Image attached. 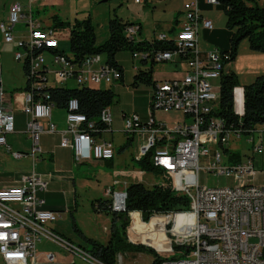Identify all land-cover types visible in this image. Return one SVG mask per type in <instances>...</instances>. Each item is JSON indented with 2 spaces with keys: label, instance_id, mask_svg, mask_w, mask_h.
<instances>
[{
  "label": "built area",
  "instance_id": "2783aa9c",
  "mask_svg": "<svg viewBox=\"0 0 264 264\" xmlns=\"http://www.w3.org/2000/svg\"><path fill=\"white\" fill-rule=\"evenodd\" d=\"M205 1L220 6L218 0ZM135 2L141 4L143 0ZM199 3L200 0H193L184 4L185 21L171 38L172 50L132 53L133 60H178L186 69L180 77L153 83L148 118L144 120L136 112L124 113V132L141 142L135 159L154 150L155 165L168 176L161 184L190 199V209L183 214L191 215L193 220L180 224L179 233L170 231L175 236L173 240L168 238V252L177 251L174 245H178L182 247L181 256L185 257L166 259L159 255L163 259L161 264H264V185L257 183L264 168L259 167L256 159L257 155H264V123L244 133L234 130L224 118L215 115L220 101V81L230 63L224 62L222 50L200 51V28L212 30L214 23L202 14ZM32 8L31 3L26 6L16 2L10 6L6 20L0 22L4 40L16 44L14 57L26 68L23 112L28 116L26 132L32 149L25 154L14 152L8 145L7 135L15 131V115L2 87L1 72L0 145H5L17 159L31 156L37 161L43 152L41 136L58 132L53 121L55 103L49 90L64 87L70 80L78 87L111 85L123 79L124 71L121 66L108 63L101 54L77 59L72 53L61 50L60 41L65 40L66 30L43 27L34 18ZM21 22L26 24L27 31L17 38L14 28ZM141 30L142 24L132 23L125 33L132 40H147ZM156 39L166 40L168 36L161 33ZM133 68L136 72L141 69L136 63ZM157 112H177L183 117L162 119L157 117ZM42 120L47 125H43ZM66 123L60 146L72 148L76 163L114 158L113 142L93 135V132L102 133L111 128V107L103 109L97 121L91 120L81 112L79 100L71 98L66 105ZM101 125L108 129H101ZM243 141L252 153L246 159L235 161L230 145H241ZM202 172L228 177L234 183L215 187L204 185L200 179ZM116 185L120 189L114 187ZM128 186L125 180L115 178L113 186L105 190L112 211H127ZM48 187V178L33 169L14 185L0 189V261L3 264H40L37 245L46 240L59 245L67 255L79 258L84 264H109L89 248L74 244L51 228L50 225L59 219V213L45 208L40 193L47 192ZM132 212H129L130 219ZM128 237L135 243L130 230ZM43 258L46 264H57L59 260L51 251L44 252ZM124 261V256L118 253L114 264H126Z\"/></svg>",
  "mask_w": 264,
  "mask_h": 264
},
{
  "label": "rangeland",
  "instance_id": "374dc122",
  "mask_svg": "<svg viewBox=\"0 0 264 264\" xmlns=\"http://www.w3.org/2000/svg\"><path fill=\"white\" fill-rule=\"evenodd\" d=\"M45 1L49 0H0V6L4 3L8 6L12 2H21L26 6L31 3L33 5L32 10L34 18L39 20L43 26H46V28L50 26L53 27L56 26L58 21H62L64 22V26H62L61 29L63 31L66 30V32L70 31L72 24H74L76 20H83L84 18L86 19L91 17L92 24L95 28L96 44L101 45L109 38V24L114 17H117L125 22H141L144 26L142 34L146 38L155 39L162 32L169 35L170 32L168 28L173 25L174 20H172V14L176 11V14L180 16L181 14L179 11L182 9V6L186 0H143L141 4L136 3L135 0H64L62 5H48L47 7H44L43 5L46 3ZM258 1L260 4L264 3V0ZM210 6L211 8L209 15L215 26L223 29V34L227 39H230L232 36V30H230L226 25L227 17L224 10L219 6ZM205 46L207 48L214 47V43L208 38H203L201 40V44H199V49H201L200 51L203 52ZM60 48L67 54H70L71 51L69 38H65V40L60 41ZM249 49L248 40H244L240 44L238 51L243 52L244 50L247 51ZM101 55L103 59L107 58L105 53H101ZM116 57L118 62L125 67L126 77L124 85L114 84L112 86L116 93V101L114 105L111 106L113 115L115 116L116 113H122V111L133 113L135 111L137 112L138 109L141 110L144 108L145 100L143 97L147 96V93L143 92L142 90L149 89V86L145 83H140L137 85V87L132 85L135 73L133 62H136V65L142 69L148 68V66L144 64L140 58L135 59L136 61H133L132 52L130 51L119 52ZM154 66L155 71H158L161 68L158 63ZM250 67L257 66H252L250 64L248 69H250ZM2 68L4 86L8 93L15 92L18 90V88L23 86L25 79L22 64L18 61L15 62L12 54H8V59L4 62ZM261 70L264 71L263 68H261ZM260 75H264V73H261ZM257 76L258 74L250 72L244 77L242 76L241 80L239 77L240 85L241 82L243 84L246 83V85L253 83ZM54 84L56 85L55 82ZM218 84L219 82L216 81L215 85L218 86ZM66 87L75 88L77 87V84L74 81H69ZM60 114L65 115L64 109L56 108L54 111V116H58ZM171 114L172 113L168 114L157 112L156 115L162 119L177 118V116ZM61 122L62 125L60 127H65L66 125L64 118L61 119ZM42 124L47 125L45 120H42ZM111 134H118V136H114V140L112 141L116 149V154L114 156L116 164L114 168L110 165H103L100 162L96 163L97 161L95 159H92V162H87L83 165L76 164L74 168V172L77 175L76 189L79 208V213L76 211L74 213H78L77 224L79 229L83 232V235L75 231L71 216L63 215V217L59 218L57 222L55 221L50 225L51 228H54V224H58L59 231H61L66 239L68 238V240L72 241L74 244L81 245L85 248H89L91 246L87 241L89 238L97 239L99 237L97 235H100L102 238L99 240L102 242L108 237V232L104 230V227L107 226L108 229L112 227V216L105 212L97 213L94 211L92 203L98 199H103L102 192L107 186H113L115 178L127 180L129 183L142 182L147 186L164 183L168 178V176L162 171L145 173L138 168L135 157L140 149L141 142L139 139L134 138L128 142V138L125 133L115 130L113 133L111 131L106 133L105 138L109 141H111ZM21 140L22 141L20 144H18V146L22 145L25 147V149H28L30 147V143L24 137ZM16 147L17 145L13 146L15 149ZM230 149L232 153L240 154L241 160L246 159L252 153L250 146L244 141L241 142V145H236L234 143L231 144ZM1 150L2 149H0V151ZM2 154H4L3 151ZM2 157L0 155V170L4 168L17 172L19 171L17 168L19 164H21V162H25L18 159H14V161H7L5 160V155ZM235 159H237L236 156L233 157V160ZM256 159L259 163V167L264 168V155H257ZM80 168H82L80 170L81 173L79 172ZM128 170L132 172L130 175L127 174ZM129 176L130 178L128 179ZM200 179L202 184L211 187L225 186L234 183V181L228 177L218 176L213 173L208 174L202 172ZM108 180L110 181L107 182ZM257 183H264V174H260L258 176ZM104 185H106V187H104ZM114 187L120 189L119 185ZM104 198H106V200L108 199L105 195ZM176 214L181 223L186 221L187 216L185 214ZM131 219L132 222L128 230L131 231V238L132 240L136 241L135 244H143L139 243L140 241L153 242L158 246L159 253L153 247L146 244L144 245L153 248L159 255L166 259L185 257L181 256L183 253L181 250L168 252L170 250L169 239L172 238L173 240V238H175V236H172L170 233V231H173L175 226L173 221L167 224V231L169 232L167 235L165 225L155 226L138 222L140 221L138 218V213H131ZM179 228L180 225L177 227L176 233L181 232ZM138 234H140V236H138ZM37 251L54 252L59 259L65 258L67 255V252L62 247L46 240L43 243L37 245ZM121 254L124 256V262L126 264H152L153 260L155 259L153 254L147 252H121ZM68 259L69 261L74 262V264H84L77 257L69 256ZM0 264L3 263L0 261Z\"/></svg>",
  "mask_w": 264,
  "mask_h": 264
},
{
  "label": "trees",
  "instance_id": "16d2710c",
  "mask_svg": "<svg viewBox=\"0 0 264 264\" xmlns=\"http://www.w3.org/2000/svg\"><path fill=\"white\" fill-rule=\"evenodd\" d=\"M220 6L227 17L226 25L232 30L230 38V48L222 50V57L226 64L236 60L240 44L248 40L249 48L255 52H264V3L258 0H218ZM132 22H125L114 17L109 24V38L101 45L96 44L95 28L91 17L83 20H76L72 24L66 38L70 40V53L77 59H83L91 54H106V61L115 66H121L117 60V54L122 51H144V50H169L173 49L172 41L141 40L130 39L125 30ZM64 22L58 21L55 28H62ZM148 66L140 69L134 76L133 86L139 82L151 84L156 62L142 61ZM122 67V66H121ZM26 70V68H25ZM220 101L215 115L222 117L233 126L234 130H241L244 133L251 132L256 125L264 123V75H260L256 80L244 86L245 112L242 116L235 112L234 90L240 86L239 75L235 71L224 72L220 81ZM52 101L59 108H65L71 98H77L80 102V110L91 120H98L103 109L111 107L116 101V93L112 88H91V87H55L49 90ZM101 129L108 127L101 125ZM101 132H93L99 136ZM128 136L129 140L134 139ZM126 145V144H125ZM154 150H150L145 156L136 160V164L141 171L161 172L162 169L155 165L153 160ZM241 160L240 154H234ZM114 159V158H113ZM110 159L109 161H112ZM163 172V171H162ZM127 211L117 213L112 211L109 200L98 199L92 203L95 211L105 212L112 216L111 236L107 243L96 239H87L91 245L89 250L99 258L109 264H114L116 255L121 252H147L155 256L152 264H161L163 259L154 250L159 252L158 246L153 242L140 241L135 244L128 237V228L131 224L129 212L138 213V218L145 224L165 225L174 222V232L181 221L175 213H183L190 209V199L187 195L177 193L170 186L154 184L147 186L142 182H134L127 187ZM139 211V212H138ZM142 216H141V213ZM143 218V220H142ZM118 220V223L116 221ZM76 232L83 235L78 224L73 221ZM136 242L135 240H133ZM151 247H148L146 245ZM175 250L182 249L181 246L174 245ZM170 249V244H169Z\"/></svg>",
  "mask_w": 264,
  "mask_h": 264
},
{
  "label": "crops",
  "instance_id": "0c3cea01",
  "mask_svg": "<svg viewBox=\"0 0 264 264\" xmlns=\"http://www.w3.org/2000/svg\"><path fill=\"white\" fill-rule=\"evenodd\" d=\"M170 1H172V0H170ZM191 1H193V0H186L184 2V4L189 3ZM45 2L46 3L43 5L44 7H47L48 5L49 6H54V5L57 6V5H62L64 0H49V1H45ZM14 3H16V2H12L8 6L5 3L0 6V22L6 20L8 13H9V8ZM199 5L201 8L202 14L205 17H208L211 19L210 15H209L211 6L205 0H200ZM183 6H182V9L179 11L181 14L180 16H178L176 14V11H175V13L173 12V14H172V20L173 19L174 20H173V25H171L168 28L170 34L169 35L167 34V36L169 38H173V36L180 30L183 22L185 21V12H184ZM134 23L142 24L141 22H134ZM40 24L42 25L41 22H40ZM175 25H176V27H175ZM43 27H46V26H43ZM143 28H144V26L142 24L141 33L143 32ZM26 31H27L26 30V24L22 23V22L17 24L14 28V33H15V36L17 38H20L23 35H26ZM223 31H224L223 29L216 27L215 24H214V28L212 30L200 28L199 36H198L199 37V44H201V40L203 38H208L209 40H211L214 43V47H210V48L208 47L207 48L205 46V49H203V52H206L204 50H215V49L227 50L230 48V39L226 38V36L223 34ZM162 33H164V32H162ZM164 34H166V33H164ZM145 39L153 40V39L146 38V37H145ZM15 51H16V44L15 43H7L4 40V35L0 30V72H1V77H2V70H3L2 67H3L4 62L8 59V54L13 55V59L15 62L18 61L14 57ZM248 60L252 66H257V67H250V69H248V67L250 65ZM18 62L22 64L24 79H25V83L23 84L22 87L18 88V90L15 92L8 93L5 86H4V81H3V77H2V87L5 91L6 99H7L8 103L11 104V106H12L11 109L13 110V113L15 115V131L13 133H10L7 135V142H8V145L11 146V148L14 152H23V153L27 154L32 149L31 139L29 138V136L26 132L28 116L23 112V108L26 105L25 97H26V89H27V77H26L25 65L20 61H18ZM135 63L136 62H133V66ZM158 65H160L161 68H160V70L155 71V66H154L152 83L147 84L149 86V89H143L142 90L143 92L147 93V96L143 97V99L145 100L144 108H142L141 110L138 109L139 112L135 111L144 120H146L148 118L147 107L149 105V96H150V93L152 90L153 83L155 81H165V80L180 77L186 69V65L184 63L179 62L178 60L177 61H171V62L158 63ZM121 66H122L123 71H124L123 79L121 81L115 82L114 83L115 85L116 84H119V85L123 84L124 85V82H125V77H126L125 76V67L122 64H121ZM261 68L264 69V53L255 52V51H252L251 49H249L247 51L244 50L243 52L238 51V55H237L236 60L226 66V71H230V70L235 71L239 75L240 80H241L242 76L244 77L247 73H250V72L254 73V74H258V76H260L261 73H264V71H262ZM136 73L137 72L135 71L134 76ZM70 81H74V80H70ZM133 82H134V79H133ZM68 83H67V85H68ZM140 83H143V82H139L137 85H139ZM114 84H111V85L103 84L99 88H112L113 89L112 86ZM245 85H246V83L243 84L241 82V85L237 86L234 90L235 112L240 116H242L245 112V102H244V86ZM56 108L57 109H64L65 115L60 114L58 116L55 115L56 116L55 117L54 111ZM111 112H112V109H111ZM124 113H127V112L122 111V113H116V116H115V115H113V112H112L113 123L111 125V128L105 132H102L98 137L102 138L103 140L109 141L108 139L105 138L106 133H108L110 131L113 133L115 130H118L122 133H125L124 132V122H123V114ZM171 115L180 117L176 113H172ZM62 118L65 119V125L67 126V123H66V107L65 108H59L55 104V108L53 110V121L55 122V120H56V122L59 124L58 125L55 122L57 129H58V132H55L53 134L44 133L41 136V146H42L43 152L37 161L33 160L31 156H27V157H23L21 159H18L20 161H25V162H21V164H19V166L17 167L19 171L15 172V171H12L11 169H4V168L2 170H0V189L3 187L14 185L15 183H17L19 181V179L21 178L22 175L29 173L33 169H36L39 173H41L42 175L47 177L49 180L48 191L44 192V193H40L41 197L45 200V208L52 210V211H55V212H58L59 218L63 217V215L71 216L72 221H75L77 223L79 208H78V197H77V189H76V187H77L76 176L77 175L74 172V168H75L76 164L77 165H83L87 162H92L93 160H88V161H85L83 163L78 164L74 160L72 148H64V147L60 146L61 134H62L61 132L63 130H65V128H66V126L60 127L62 125V122H61ZM114 136H118V134H111V139H110L111 141L114 140ZM23 137L30 143V145H29L30 147L28 149H25V147H23L22 145H21L22 147L18 146V144L21 143V141H22L21 139H23ZM127 138H128V136H127ZM14 145L15 146L17 145L16 149L13 148ZM0 149H2L0 151V155H1V157L3 155H5V160L14 161V159H17L6 148L5 145H0ZM2 151L4 154H2ZM96 161H97L96 163L100 162L103 165L113 166V168L115 167V164H116L114 159L112 161H109V160H96ZM78 167H80V166H78ZM81 169L82 168L79 169L80 173H81V171H80ZM127 172H128L127 173L128 175H130L132 173L129 170ZM129 178H130V176L128 177V179ZM109 181L110 180H108L107 182H109ZM125 181L128 183V185L131 184L127 180H125ZM258 184L264 185V183H258ZM106 185H104V187H106ZM107 188H108V186L102 192L103 199H106V198H104V195H105V190ZM107 200H109V199H107ZM109 204H110V202H109ZM75 211L78 213L75 214L74 213ZM96 212L99 213L100 211H96ZM100 213H102V212H100ZM116 223H118V220L116 221ZM111 228L108 229L107 226L104 227V230L106 232H108V237L104 241H102L103 243H107L109 241L110 236H111ZM53 229H54V231L57 230L58 232L57 231L56 232L63 236L61 231H59L58 224H56V225L54 224ZM97 236H99V237L96 240L100 241L101 240L100 238H102V237H100V235H97ZM63 237H65V236H63ZM44 252L45 251L39 252L40 262H41L40 264L45 263L44 258H43ZM68 257H69V255H66L65 258H60L58 260L57 264H65V262L69 261Z\"/></svg>",
  "mask_w": 264,
  "mask_h": 264
},
{
  "label": "bare ground",
  "instance_id": "6f19581e",
  "mask_svg": "<svg viewBox=\"0 0 264 264\" xmlns=\"http://www.w3.org/2000/svg\"><path fill=\"white\" fill-rule=\"evenodd\" d=\"M167 35V34H166ZM161 41H172L171 40V38H169L168 37V39H166V40H161ZM173 42V41H172ZM174 48V47H173ZM169 50H172V49H169ZM150 51H165V50H160V49H156V50H153V49H151ZM147 62H156V63H164V62H171V61H163V62H157L156 60H149V61H147ZM172 113H176V114H178L181 118L183 117L180 113H177V112H172ZM187 216V219L186 220H188V221H192L193 220V218L191 217V215H186ZM183 223V222H182ZM181 223V224H182ZM145 226V225H144Z\"/></svg>",
  "mask_w": 264,
  "mask_h": 264
}]
</instances>
